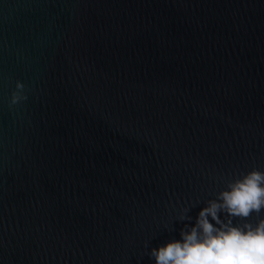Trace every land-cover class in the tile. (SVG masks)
Here are the masks:
<instances>
[{
  "label": "water",
  "instance_id": "water-1",
  "mask_svg": "<svg viewBox=\"0 0 264 264\" xmlns=\"http://www.w3.org/2000/svg\"><path fill=\"white\" fill-rule=\"evenodd\" d=\"M253 167L264 0H0V264H153Z\"/></svg>",
  "mask_w": 264,
  "mask_h": 264
},
{
  "label": "clouds",
  "instance_id": "clouds-1",
  "mask_svg": "<svg viewBox=\"0 0 264 264\" xmlns=\"http://www.w3.org/2000/svg\"><path fill=\"white\" fill-rule=\"evenodd\" d=\"M24 89L16 81L9 107L27 99ZM223 182L224 187L205 201L194 225L180 230L181 239L147 253L153 264H264V171L253 167ZM189 210L182 207L177 221L191 220Z\"/></svg>",
  "mask_w": 264,
  "mask_h": 264
}]
</instances>
